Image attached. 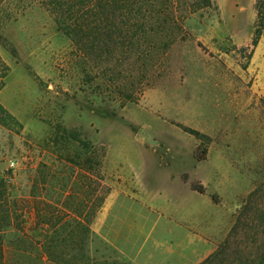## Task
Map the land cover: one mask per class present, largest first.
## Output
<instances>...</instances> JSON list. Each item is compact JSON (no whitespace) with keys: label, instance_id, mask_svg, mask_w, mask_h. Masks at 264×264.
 I'll return each instance as SVG.
<instances>
[{"label":"rangeland","instance_id":"374dc122","mask_svg":"<svg viewBox=\"0 0 264 264\" xmlns=\"http://www.w3.org/2000/svg\"><path fill=\"white\" fill-rule=\"evenodd\" d=\"M178 2L189 34L164 46L162 75L119 107L100 86L110 67L125 65L114 46L95 42L84 63L42 0L0 1V173L14 163L10 201L26 210L28 241L10 247L22 237L19 216L5 233L11 259L206 264L217 253L207 264H259L264 65L251 60L255 0Z\"/></svg>","mask_w":264,"mask_h":264},{"label":"trees","instance_id":"16d2710c","mask_svg":"<svg viewBox=\"0 0 264 264\" xmlns=\"http://www.w3.org/2000/svg\"><path fill=\"white\" fill-rule=\"evenodd\" d=\"M178 1L180 0H42V3L57 18L66 36L78 46L84 58L82 62L85 63V57H91L95 42L98 41L102 46H114L113 57H120L125 65L118 71L115 66L110 67L111 75L103 78L100 86L106 93L105 98L123 107L125 103L136 100L145 88L162 75L167 55L164 46L176 40L181 41L189 34L183 23L184 18L180 19L177 15ZM254 28L251 42L253 47L264 29V0H255ZM149 61L154 63L149 64ZM93 77L91 70L86 67L83 85H92ZM103 157L104 154L102 160ZM12 170L13 167H9L5 175L0 173V264H24L20 258L11 259L6 254L8 244L5 243V233L14 228V221L19 216L22 218L17 224L20 228H16L22 237L13 239L10 247L17 253L24 250L25 243L28 244L25 239L26 210L16 208L10 201L8 179L12 177ZM192 188L200 193L205 190L202 184L193 185ZM51 244L52 247H58L56 241ZM44 245L41 242V246ZM60 255L51 254L47 260L54 264L90 262L88 257ZM217 255H212L206 264ZM43 259L42 255L37 258L40 263ZM258 262L264 264V253Z\"/></svg>","mask_w":264,"mask_h":264},{"label":"crops","instance_id":"0c3cea01","mask_svg":"<svg viewBox=\"0 0 264 264\" xmlns=\"http://www.w3.org/2000/svg\"><path fill=\"white\" fill-rule=\"evenodd\" d=\"M251 60L252 62H261V64L264 65V29L257 41L256 46L253 47ZM187 259L184 258L181 264H191V259ZM184 260L185 262L183 263Z\"/></svg>","mask_w":264,"mask_h":264},{"label":"built area","instance_id":"2783aa9c","mask_svg":"<svg viewBox=\"0 0 264 264\" xmlns=\"http://www.w3.org/2000/svg\"><path fill=\"white\" fill-rule=\"evenodd\" d=\"M10 167H14V163L13 162H11Z\"/></svg>","mask_w":264,"mask_h":264}]
</instances>
